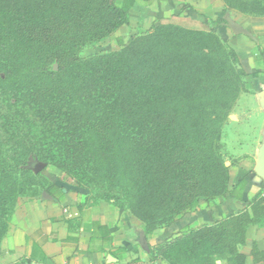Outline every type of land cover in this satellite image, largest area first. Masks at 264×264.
<instances>
[{"label":"rangeland","instance_id":"rangeland-1","mask_svg":"<svg viewBox=\"0 0 264 264\" xmlns=\"http://www.w3.org/2000/svg\"><path fill=\"white\" fill-rule=\"evenodd\" d=\"M103 20L104 13L96 12V0H0V124L5 119L10 126L0 132V139L13 145L0 141V161L19 163L34 175L37 185L28 195L40 194L51 179H66L85 191L87 204L109 203L144 230L143 221L165 214L163 201L169 187L184 186V195L183 190H196L201 176L208 177L210 152L205 137L194 129L185 134L165 130L157 121L159 128L129 129L127 121L116 119L124 117V105H115L118 112L110 114L113 122L102 119V129L93 120L79 123L95 110L93 98L98 94L106 98L100 101L103 106H111L113 96L107 86L93 77L81 82L86 77L81 78L76 69V58L121 49L111 40L115 35L76 48V38L89 40ZM169 21L166 17L158 25H172ZM153 27L137 31L130 41ZM58 51L73 56L59 57ZM81 97L85 100L77 104ZM99 106V111L105 109ZM120 126L127 130L106 132ZM112 162L116 175L99 176L101 170L109 171Z\"/></svg>","mask_w":264,"mask_h":264},{"label":"trees","instance_id":"trees-1","mask_svg":"<svg viewBox=\"0 0 264 264\" xmlns=\"http://www.w3.org/2000/svg\"><path fill=\"white\" fill-rule=\"evenodd\" d=\"M153 1L96 0V12L104 13L102 25L94 27L89 40L84 41V36L76 38V48L88 42L97 43L111 38L118 29L128 25V11L134 5L148 7ZM225 5L249 17H264V0H226ZM118 45L121 47L118 51L84 60L76 58L78 75L86 77L81 82L93 77L106 85L110 96H113L109 107L103 106L100 101L104 102L106 98L98 94L93 98L95 110L91 113L87 110L89 115L81 118L79 123L85 120L82 124L86 125L93 120L102 129V119L113 122L110 114L118 112L115 105H124V117L118 116L116 119L127 121L129 129L159 128L157 123L160 122L164 123L160 128L178 129L184 134L194 129L205 137L210 152L208 177L201 176L196 190L191 193L183 190L184 195V186L181 190L169 187L163 201L165 214L143 221L144 231L149 233L178 221L182 214L190 210L194 200L211 201L229 193L228 167L221 157V132L239 96L251 89V84L245 81L246 75L233 52L213 31L158 25L149 33L129 40L126 45L118 40ZM71 56L65 51L59 53V57ZM84 100V97L78 98L77 104ZM98 105L105 109L99 111ZM125 128L109 127L106 132L115 130L117 134V131L127 130ZM4 129H10L5 119L0 124V132ZM82 131H86V128ZM14 139L19 140H10ZM0 141L6 142L3 139ZM6 143L11 145L12 142ZM166 148L165 151L170 147ZM19 166L22 165L0 161V246L8 231L17 199L39 196L35 191L28 195L37 182L29 170ZM100 172L99 176L105 174L111 179L117 173L113 162L109 171ZM243 185L244 181H241L237 186L241 189ZM248 207V210L227 216L210 226L179 232L178 237L164 242L158 253L168 264H215L217 259H227L230 264H244L245 258L237 251V246L244 244L248 226L264 223V192L257 193ZM251 255L254 262L264 261V252L258 251L255 246Z\"/></svg>","mask_w":264,"mask_h":264},{"label":"crops","instance_id":"crops-1","mask_svg":"<svg viewBox=\"0 0 264 264\" xmlns=\"http://www.w3.org/2000/svg\"><path fill=\"white\" fill-rule=\"evenodd\" d=\"M166 17L176 27L211 29L233 52L251 84L221 132L229 193L221 199H199L178 221L146 233L123 210L105 202L87 204L82 188L66 179H51L39 196L18 199L0 246V264H168L158 253L164 242L183 230L195 231L246 211L251 199L264 192V17L228 9L222 0H154L148 7L134 5L128 25L111 40L127 44L137 31ZM125 35L127 40L121 37ZM253 246L264 252V223L248 226L244 244L237 246L244 264H264L253 261ZM215 264L230 263L217 259Z\"/></svg>","mask_w":264,"mask_h":264},{"label":"water","instance_id":"water-1","mask_svg":"<svg viewBox=\"0 0 264 264\" xmlns=\"http://www.w3.org/2000/svg\"><path fill=\"white\" fill-rule=\"evenodd\" d=\"M37 168V170L36 171H38V169L40 168V167H36Z\"/></svg>","mask_w":264,"mask_h":264}]
</instances>
